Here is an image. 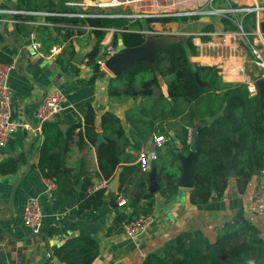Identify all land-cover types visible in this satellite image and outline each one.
<instances>
[{
  "label": "trees",
  "instance_id": "16d2710c",
  "mask_svg": "<svg viewBox=\"0 0 264 264\" xmlns=\"http://www.w3.org/2000/svg\"><path fill=\"white\" fill-rule=\"evenodd\" d=\"M65 2L66 0H60L59 6H48L58 10L50 18L91 26L96 37L93 47L87 52L86 63L93 68L91 82L102 74L99 59L104 56L103 50L109 45L117 47L119 37L127 46H136L146 40V30L153 29V22L165 25L168 22L185 23L199 18V15L173 14H154L145 19L110 15L131 11L123 5L101 7L94 15L68 17L61 13L76 11V8ZM0 5L5 3L0 2ZM17 7L41 10L47 7V3L17 0ZM84 11L91 13L87 9ZM23 17L31 19V15ZM237 17L242 19L245 30H255L256 11L238 13ZM219 18L225 29L238 30L237 23L231 18ZM215 23L212 20L204 31H214ZM19 25L23 27L27 23ZM110 29H113V37L108 46H105L102 40ZM65 32V38L72 35L69 29ZM193 37L192 34L185 35L184 40L157 50L153 63L138 61L119 75L110 76L108 94L121 100L141 98L140 104L127 112L133 127L132 134H140L143 140L153 137L155 133L163 132L168 136L164 143L166 150H159L158 157L152 162V167L157 169L160 184L157 191L162 194L172 195L178 190L177 180L182 169L181 154H188L192 148L188 126L197 128L193 165L195 184L190 199L193 203L201 204L207 202L212 195L220 196L225 192L232 170L236 173L240 190H244L255 175L254 169L259 171L263 167L264 104L261 103L258 86L256 92L252 93L246 82L224 81L217 66L192 61L191 55L197 53ZM53 41L46 45H52ZM61 54L64 55L62 66L67 69L76 50L72 44H67ZM0 60L13 62L12 56L3 51H0ZM195 72L202 79L208 80L210 86H200ZM262 76L260 73L256 78ZM161 77L165 79L166 91L161 86ZM223 106L224 114L208 124L207 118ZM177 118L181 119L178 132L180 147L176 146L173 137L169 135V129L175 127L172 121ZM99 129L102 130L104 139L96 148L98 172L95 176L90 173L94 167L90 168L91 158L88 152L98 142ZM41 132L43 142L39 146L36 165L57 189L65 193L75 191L82 180L79 210L98 208L104 200L106 185L90 192L88 189L93 188L96 179L108 181L118 174V192L112 195V201L115 203L120 195L125 196L129 200L131 211L120 212L110 230H123V220L133 218L141 211L152 213L157 192L149 190L152 167L143 170L139 163L134 162L132 153L127 150L130 137L117 113L104 111L98 127L95 108L89 102L84 117L71 122L65 130L59 122L49 119L43 122ZM76 150L86 151L71 160L72 153ZM21 160H26L25 152L19 157H4L0 160V173H16ZM143 198L147 201L145 205L141 203ZM215 244L218 249L213 248ZM98 251L99 242L93 236L81 233L65 239L55 249V255L66 264H93ZM142 264H264V239L261 230L240 209L225 222L214 240L199 229L182 231L177 235L175 243L166 247L165 252L147 254Z\"/></svg>",
  "mask_w": 264,
  "mask_h": 264
},
{
  "label": "crops",
  "instance_id": "0c3cea01",
  "mask_svg": "<svg viewBox=\"0 0 264 264\" xmlns=\"http://www.w3.org/2000/svg\"><path fill=\"white\" fill-rule=\"evenodd\" d=\"M39 1L47 3V7L42 10L58 12L48 6H59L60 0ZM100 1L106 0H66L65 4L75 7L76 11L61 14L68 17H84L70 13L84 12L87 15H94L103 7ZM0 2L6 6L14 5L17 0ZM210 4L215 7L229 4L249 7L255 4L264 5V0H131L124 7L139 12H184L210 7ZM84 9L91 13L85 12ZM263 11L259 13L262 20ZM50 16L31 15L32 22L23 27L14 21H0V51L11 55L15 63V68L10 71L8 78V84L17 98L15 107L19 111V116L30 121L34 127L33 130L19 127L5 145H0V160L6 156L19 157L21 153H26V160L20 161L16 173H0V264H43L50 261L66 264L55 255V249L68 237L81 233L89 234L99 242V251L93 264H142L147 254L165 252L166 247L174 244L177 235L182 231L199 229L214 240L225 222L240 209L244 210L247 218L261 230V235H264V215H258L251 210L258 173H255L244 190H240L237 176L230 177L222 195L214 194L207 202L201 204L193 203L190 199L193 186L178 185V190L172 195L157 191L152 211L153 220L138 237H130L122 229L110 230L120 212L131 211L130 204L120 207L117 200L115 203L112 201V195L118 192V174L107 181L102 204L98 208L84 210H79L82 180L79 182L80 188L78 184L75 191L65 193L43 175L36 165L39 159V146L43 142L41 132L43 122L39 121L36 108L52 87H60L66 95L64 107L50 119L59 122L64 130L74 120L84 117L86 105L90 102L96 111L98 127L101 125L104 111L111 110L120 116L130 137L127 150L132 153L134 162L137 161L139 149L152 138L143 140L140 134H132L133 127L127 117L128 110L140 104V97L121 100L110 96L108 83L110 76L113 75L107 74L106 71L109 69L104 64L102 74L93 82L90 81L93 68L84 62V58L96 40L91 26L66 20L55 21ZM33 21L40 23L36 24ZM68 29L72 35L65 38L64 33ZM33 31L36 32V36L38 35L42 45L40 49L33 45ZM167 33L172 32L167 31L164 34ZM149 36L158 35L148 33L147 37ZM179 36L184 40V35ZM193 36L197 56L193 55L191 59L199 64L220 63L224 81L246 82L250 88L252 85L257 87L256 80L264 78L263 76L256 78L262 71L254 62L248 45L238 40L235 30L225 29L221 21H216L214 31H204ZM112 37L113 30L110 29L102 43L106 46ZM49 41H53L50 46L46 45ZM59 43L72 44L76 50L75 57L78 51L84 50L82 60L78 63L74 57L67 69H64L62 66L64 55L60 53L50 57L47 55L50 48ZM260 43L264 45L262 39ZM103 51L105 55L106 50ZM160 83L166 91L163 77L160 78ZM172 123L175 127L169 129V134H173L178 140L181 119L177 118ZM188 129L190 141L193 143L196 141L197 128L188 126ZM99 132L102 133V130L99 129ZM161 149L162 152L166 150L164 146ZM82 152L74 151L71 160L76 159ZM96 154V146H92L88 152L91 158L90 168H98ZM93 189L96 188L90 187L88 191ZM33 196L38 197L43 212L42 224L36 231L26 226L23 220L24 205Z\"/></svg>",
  "mask_w": 264,
  "mask_h": 264
},
{
  "label": "built area",
  "instance_id": "2783aa9c",
  "mask_svg": "<svg viewBox=\"0 0 264 264\" xmlns=\"http://www.w3.org/2000/svg\"><path fill=\"white\" fill-rule=\"evenodd\" d=\"M131 0H106L100 1V5L104 6H118V5H127ZM73 3V2H71ZM256 11L258 13L256 28L253 31H247L243 28V22L241 18H238V13H243L247 11ZM264 10V5L255 4L249 7H236L229 4V6L215 7L210 4V7L197 8L195 10L177 12V11H162V12H139V11H129L127 13L117 12L110 15H126L131 18H146L154 14L158 15H219L231 18L238 25L237 38L239 41L244 42L248 45L249 50L252 54L253 60L256 65L262 71L264 76V45L260 43V37L264 36V32L260 26L263 21L259 16L260 11ZM56 12L47 11V10H31L19 8L15 5H0V21H14L15 23H30L31 20L26 19L23 15H54ZM70 14H79L87 15L86 13H70ZM235 16V17H234ZM32 22V21H31ZM33 23L39 24L38 21H33ZM42 23V22H41ZM59 25V23H56ZM113 30V29H111ZM147 33L160 35L163 34L164 30H157L153 27L152 30H146ZM167 32V31H166ZM201 33L197 34H202ZM165 33V32H164ZM258 35V36H257ZM32 37L34 39L33 45L40 49L41 43L37 39L36 32H32ZM64 43H59L53 45L48 51L47 55L53 56L59 54L63 47ZM118 47L109 45L105 51L103 59H99V62L105 64L107 56L117 52ZM88 57L85 56L84 62L86 63ZM15 68L14 62H4L0 60V145H5L10 139L12 133L18 130L19 127H25L26 129L33 130L34 127L32 123L25 118H21L19 115L15 118H11V101L13 98V92L11 87L8 84V78L10 71ZM255 85H252L249 89L252 93L256 91ZM66 100L65 92L60 87H52L49 89L42 100L39 102L36 108V115L40 122L51 119L64 107V101ZM173 137V140L176 146L180 147V140L176 139L173 134H169ZM168 140V136L164 133L154 134L153 137L148 141L146 145H143L137 154V163L141 166L143 170H149L152 167V162L158 157L159 150L164 146L165 141ZM190 141V136H189ZM98 168H91L90 173L96 176ZM51 181V180H50ZM53 183V182H52ZM106 179H97L94 185V188H98L106 185ZM146 199L141 200L142 204H146ZM117 204L120 207L129 205V200L125 196L120 195L117 199ZM251 210L252 212L258 215H264V165L258 171L256 185L252 194L251 200ZM42 207L38 197H30L24 205L23 209V220L24 224L34 231H36L42 224ZM153 220L152 213L139 212L137 216L133 218H126L122 222L123 232L130 237H138L147 229L149 223ZM43 264H59L57 261L45 262Z\"/></svg>",
  "mask_w": 264,
  "mask_h": 264
},
{
  "label": "water",
  "instance_id": "95a60500",
  "mask_svg": "<svg viewBox=\"0 0 264 264\" xmlns=\"http://www.w3.org/2000/svg\"><path fill=\"white\" fill-rule=\"evenodd\" d=\"M17 6V3L14 4ZM211 14H204L199 16L197 19L187 21L183 26H181L176 31H171L172 33L162 34L158 36H149L141 44L136 46H127L123 39L120 37L118 39V50L112 55L107 56L105 60V65L113 73V76L119 75L121 72L126 70L129 66L133 65L138 61H149L154 62V54L157 50L164 48L174 42L182 41L179 34H197L204 31V28L212 21ZM262 31L264 32V20L260 24ZM178 34V35H177ZM84 50L78 51L75 60L79 63L82 60ZM195 78L200 86H210L208 80L202 79L198 72H195ZM256 85L260 90V100L262 105L264 104V78L256 80ZM17 98H12L11 101V118H15L19 115V111L16 109ZM25 110V109H24ZM224 114V106L221 107L215 114L207 118V123H212L216 118ZM98 142L96 143V148L99 146L101 141H103V133L99 132ZM196 141L192 143V148L188 154H181L182 169L178 177L177 184L181 186H194L195 179L193 176V165L195 161V147ZM254 172L257 174L258 170L255 168ZM236 173L234 170L231 171L230 177H235ZM81 187V184L78 185ZM160 184L157 180V169L152 167L150 176V186L149 190L151 192L157 191ZM264 239V235H262ZM214 249H218V245L213 246Z\"/></svg>",
  "mask_w": 264,
  "mask_h": 264
},
{
  "label": "rangeland",
  "instance_id": "374dc122",
  "mask_svg": "<svg viewBox=\"0 0 264 264\" xmlns=\"http://www.w3.org/2000/svg\"><path fill=\"white\" fill-rule=\"evenodd\" d=\"M103 7H108V6H104V5H102ZM142 19H145V18H142ZM219 15H213L212 16V20H215V21H219ZM190 21V20H189ZM185 23H183V22H181V21H178L177 23H173V22H168V23H166L165 25H162L161 23H159V22H153V27H155L157 30H164V32H166V31H172V30H177V29H179L181 26H183ZM164 32H163V34H164ZM162 35V34H161ZM193 35V34H192ZM184 37V39H185V35L183 36ZM194 38V37H193ZM263 40L264 41V36L263 37H260V40ZM193 55H196L197 56V53L196 54H193ZM193 55H191V58H192V56ZM192 60V59H191ZM192 61H194V60H192ZM194 62H197V61H194ZM197 63H199V62H197ZM205 65H215V66H217L219 69H220V73H221V64L220 63H217V64H205ZM102 69V68H101ZM103 70V69H102ZM103 72V71H102ZM107 72V74H111V75H113L112 74V72H110L109 70H107L106 71Z\"/></svg>",
  "mask_w": 264,
  "mask_h": 264
},
{
  "label": "bare ground",
  "instance_id": "6f19581e",
  "mask_svg": "<svg viewBox=\"0 0 264 264\" xmlns=\"http://www.w3.org/2000/svg\"><path fill=\"white\" fill-rule=\"evenodd\" d=\"M105 65V64H104ZM106 66V65H105ZM107 67V66H106ZM108 68V67H107Z\"/></svg>",
  "mask_w": 264,
  "mask_h": 264
}]
</instances>
